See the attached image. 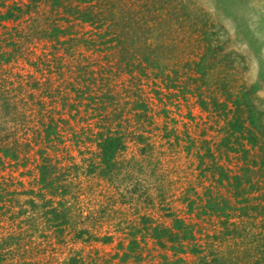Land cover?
Instances as JSON below:
<instances>
[{"label":"rangeland","instance_id":"374dc122","mask_svg":"<svg viewBox=\"0 0 264 264\" xmlns=\"http://www.w3.org/2000/svg\"><path fill=\"white\" fill-rule=\"evenodd\" d=\"M64 2L0 0V264L264 263V0Z\"/></svg>","mask_w":264,"mask_h":264},{"label":"trees","instance_id":"16d2710c","mask_svg":"<svg viewBox=\"0 0 264 264\" xmlns=\"http://www.w3.org/2000/svg\"><path fill=\"white\" fill-rule=\"evenodd\" d=\"M74 1L77 2V1H81V0H74ZM56 3L63 4L65 2H64V0H56ZM64 5H65L64 7L67 9V11H71L75 7V6H72V5H69V4H64ZM69 7H73V8H69ZM76 7H78V6H76ZM77 10L81 12L82 8L81 9L77 8ZM82 12H84V11H82ZM85 13L87 15H90L91 18L92 17L93 18L97 17V14H93L91 11H87V9L85 10ZM13 15H14L13 12L11 10H9L8 12H6V14L2 15V17H9V16L11 17ZM222 91L224 92L226 90H224V88H222ZM213 103H214V101H213ZM202 105H206V107H207L208 103L207 102H203ZM217 108L220 109V105ZM48 128H49V126H48ZM233 128H234V131L236 129L241 130L243 128V126L242 125L236 126L234 124ZM232 133H234V132L232 131ZM48 135H49V133H47V136ZM227 139L228 140L225 142V145L226 144L228 145L231 137L230 138L228 137ZM99 145H100V150H101V152H100L101 161L104 164L107 165L108 169L114 167L115 164L117 163L115 157L117 156L119 151H121L122 148L124 147L122 138L119 135H115V134H107V135L101 134V140L99 142ZM227 147L229 148L230 146L228 145ZM8 153H11V152H9V150L6 149L5 150V154L8 155ZM1 159L2 158L0 156V161H1ZM45 167L43 166V169L46 170ZM42 177H43V181L47 182L48 179L45 178V174L44 173H43ZM46 184L49 185V187L53 186L52 180H48V182ZM31 202L33 203V200ZM211 204H212L211 205L212 209H217L218 208V206L215 203L212 202ZM228 205H229V203L226 202L225 204L219 206L220 210H222V213H223L222 215H227L226 207ZM3 207H0V208H3ZM1 210H0V212H1ZM65 212H66L65 210H59V209H56V208H52L50 211L47 210L46 214H48L47 216H49V214L52 213V215H53L52 216V220H54V219L57 220V223L55 225H60V224H62V222L66 218ZM1 213H3V211ZM60 219H64V220H60ZM0 220H1V218H0ZM223 223H225V225H227L228 222L224 221ZM181 224L182 223H180L178 221L177 226H178L179 229H182V227H183ZM227 231H230L231 233H233V230H229L228 229ZM183 232H184L183 237H185V238H188V237L192 236L190 231L187 230L186 228L183 229ZM153 234H154L155 238L158 240V242L162 246H165V244L168 241L175 243L181 238V235L179 234V232H175L173 229H171V228L169 229V228H166V227L165 228L164 227H160V228L159 227H155ZM133 244H136V242H134ZM64 264H81V261L78 258H71L67 262H65ZM93 264H99V263L95 262ZM218 264H225V261H221V263H218ZM254 264H264V263H262V262L260 263L259 261H257V262H254Z\"/></svg>","mask_w":264,"mask_h":264}]
</instances>
